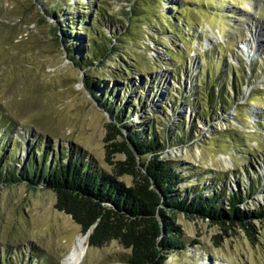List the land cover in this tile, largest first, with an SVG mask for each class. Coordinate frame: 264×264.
<instances>
[{
	"label": "rangeland",
	"instance_id": "1",
	"mask_svg": "<svg viewBox=\"0 0 264 264\" xmlns=\"http://www.w3.org/2000/svg\"><path fill=\"white\" fill-rule=\"evenodd\" d=\"M79 2L85 10L80 23L74 21L71 47L62 39ZM104 2L111 12L101 30L113 37L116 53L82 68L85 42L91 39L87 30L102 0H0V120L13 128L4 149L9 164L19 169L47 146L50 161L57 152L63 161L62 151L77 152L112 175L110 160H125L124 154L106 155L127 135L121 126L141 131L144 139L153 126L163 146L158 160L176 164L181 175L179 192L222 177L227 190L240 193L252 177L256 180L239 211L264 210V0ZM54 6L59 15L49 13ZM209 52L207 61L203 54ZM223 60L227 104L199 119L203 92L197 75L208 69L209 85L218 82ZM121 67L133 75L121 73ZM239 79L233 94L231 82ZM90 84L101 101L88 91ZM108 102L128 107L121 121L102 108ZM179 132L183 139L175 137ZM37 138L43 142L40 150ZM148 157L137 156L135 162ZM119 181L133 184L129 176ZM55 201V194L40 186L0 185L1 264H63L83 234L70 216L56 210ZM175 219L187 246L169 254L164 264H264V218L249 221L255 229L251 240L238 226L226 229L181 214ZM90 233L82 264H127L129 250L118 241L91 247Z\"/></svg>",
	"mask_w": 264,
	"mask_h": 264
},
{
	"label": "trees",
	"instance_id": "2",
	"mask_svg": "<svg viewBox=\"0 0 264 264\" xmlns=\"http://www.w3.org/2000/svg\"><path fill=\"white\" fill-rule=\"evenodd\" d=\"M77 5L78 14L68 18L71 22L68 23L62 39L64 43L70 42L71 47L74 45L71 36V31L76 26L74 21L80 20L79 13L85 10L81 7V2ZM102 5L97 7V19L91 21V27L86 29L91 39L85 42L87 51L78 65H82V68H86L91 60H105L116 53L117 47L112 46L113 37L103 36L101 30L105 19H110L107 13L111 12L106 9L104 0ZM49 13L59 15L60 11L54 6L50 8ZM70 52L73 53L72 48ZM209 54L210 52L203 54L207 61L211 60ZM166 56L171 60L169 55ZM215 56L218 61L220 55L215 52ZM202 67L204 69L203 65ZM125 69L131 73L128 67H121V73ZM226 74L223 60L218 82L209 85L208 69L197 75V86L204 93H199L200 103L195 100L203 109L197 114L199 119L209 118V110L215 114L216 110L227 104L228 93L224 87ZM241 82V79L231 82L233 94H236V85ZM88 91L97 102L101 101L102 97L96 96L98 92L92 84L88 85ZM203 102L208 110H204ZM108 103L107 107L102 108L110 118L121 121L128 107H117L114 103ZM2 125L0 120V185L24 183L53 192L56 210L70 216L80 226L83 235L91 230L89 246L98 248L110 241H118L125 250L130 251L127 264H164L169 254L184 251L187 243L183 239L181 228L176 224V215L181 214L190 220L207 219L211 224L226 229L238 226L250 240L253 239L255 229L249 221L264 218V210L242 213L238 208L239 203L244 202L253 187L256 179L252 177L248 180L249 186L243 188L240 193L230 189L228 191L222 177L209 179L179 192L177 186L182 181L181 175L176 172V164L158 160L157 153L162 151L163 146L153 132V126L149 127L151 134L148 139L142 138L144 134L141 131L121 126L127 131V135L120 144H111L109 147L112 150H108L106 155L109 157L124 154L125 160L116 163L110 160L114 169V174L110 175L94 167L89 159L77 152L66 154L62 151L61 154L66 157L65 161L58 159L57 152L56 158L50 161L47 159V146L41 156L32 154L18 169L9 164L6 158L8 154L4 150L13 128L9 124ZM108 129L123 137L115 126L109 125ZM175 137L183 139L185 136L179 132ZM38 138L35 140L37 149L40 150L43 142ZM150 155L152 158H149ZM137 156L140 159L149 156V160L137 165ZM122 176L131 177L132 186L126 187L120 182L119 178ZM201 179L203 178L198 181Z\"/></svg>",
	"mask_w": 264,
	"mask_h": 264
},
{
	"label": "bare ground",
	"instance_id": "3",
	"mask_svg": "<svg viewBox=\"0 0 264 264\" xmlns=\"http://www.w3.org/2000/svg\"><path fill=\"white\" fill-rule=\"evenodd\" d=\"M86 251L87 237L80 235L73 243L70 253L64 258L63 264H82Z\"/></svg>",
	"mask_w": 264,
	"mask_h": 264
},
{
	"label": "water",
	"instance_id": "4",
	"mask_svg": "<svg viewBox=\"0 0 264 264\" xmlns=\"http://www.w3.org/2000/svg\"><path fill=\"white\" fill-rule=\"evenodd\" d=\"M58 37V36H57ZM89 232V231H88Z\"/></svg>",
	"mask_w": 264,
	"mask_h": 264
}]
</instances>
